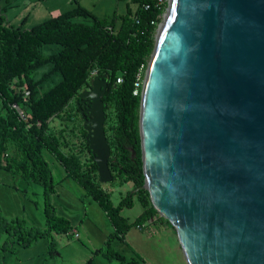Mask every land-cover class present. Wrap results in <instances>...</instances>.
Segmentation results:
<instances>
[{
	"label": "water",
	"instance_id": "water-1",
	"mask_svg": "<svg viewBox=\"0 0 264 264\" xmlns=\"http://www.w3.org/2000/svg\"><path fill=\"white\" fill-rule=\"evenodd\" d=\"M143 77L144 182L188 264H264V0H168ZM106 75L78 95L98 181H112Z\"/></svg>",
	"mask_w": 264,
	"mask_h": 264
},
{
	"label": "trees",
	"instance_id": "trees-1",
	"mask_svg": "<svg viewBox=\"0 0 264 264\" xmlns=\"http://www.w3.org/2000/svg\"><path fill=\"white\" fill-rule=\"evenodd\" d=\"M118 1L125 2L126 11L110 19H99L76 5L29 28L8 23L0 7V169L20 176L26 183L42 185L46 221L45 229L27 227L22 219H7L0 211V239L4 238L0 264L14 244L27 248L42 238H52V233L69 235L73 228L67 219L56 214L50 203L55 189L42 154L44 149L110 221L113 231L105 242L106 250L99 252L120 264H141L133 257L126 262L123 255L111 250L110 243L114 239L123 241L132 226L142 228L158 215L148 192L141 189L144 182L138 129L141 88L135 95L133 92L137 75L143 78L150 60L167 1ZM93 72L107 76L102 100L106 105L104 131L110 148L111 183L121 180L132 184V189L117 204L112 202V192L100 186L97 167L85 140L86 132L74 104L77 96L90 88ZM12 105L23 112V120ZM57 118L65 126L55 133L49 122ZM135 201L142 211L130 223L121 211L131 209ZM49 245L54 246L53 239Z\"/></svg>",
	"mask_w": 264,
	"mask_h": 264
},
{
	"label": "rangeland",
	"instance_id": "rangeland-1",
	"mask_svg": "<svg viewBox=\"0 0 264 264\" xmlns=\"http://www.w3.org/2000/svg\"><path fill=\"white\" fill-rule=\"evenodd\" d=\"M168 1V0H166ZM79 5L99 19H110L114 14L126 11L125 2L118 0H2L0 7L8 23L24 28ZM165 12V11H164ZM156 35V34H155ZM53 132L65 126L61 119L49 122ZM53 179L55 192L50 203L56 214L67 219L72 230L68 234L52 233L27 248L17 244L3 257V264H120L117 259L102 255L105 242L113 227L102 209L86 195L84 189L71 177L52 154L42 151ZM3 165V164H2ZM101 184V183H100ZM112 192L113 204H117L132 189L131 183L116 180L101 184ZM0 211L7 219L20 218L27 227L46 228L43 187L26 183L20 176L0 169ZM142 207L135 201L131 209L124 208L121 215L130 223L140 215ZM161 218V220H158ZM76 232L77 238H74ZM4 238L0 239V245ZM50 239L54 246L50 248ZM111 250L123 255L126 262L135 258L141 264H188L178 241L175 228L169 221L157 215L141 229L132 226L123 241L114 239ZM102 250V252H99Z\"/></svg>",
	"mask_w": 264,
	"mask_h": 264
},
{
	"label": "built area",
	"instance_id": "built-area-1",
	"mask_svg": "<svg viewBox=\"0 0 264 264\" xmlns=\"http://www.w3.org/2000/svg\"><path fill=\"white\" fill-rule=\"evenodd\" d=\"M156 1L158 3H161L162 1H165V0H156ZM145 8L147 9L148 6H146ZM94 75H96L95 72L91 73V76L90 77L92 78ZM118 82H121V79H118ZM142 85H143V78L141 77L140 74H138L137 77H136V80L134 82V92H133L134 95L137 93V90L139 88H142ZM28 95H29V93L26 92L25 93V96H28ZM11 107L17 111L19 118L23 120L24 119L23 112L16 105H12ZM139 229H141V228L139 227ZM73 234H74L73 235L74 238H77L78 237L77 234H76V232H73Z\"/></svg>",
	"mask_w": 264,
	"mask_h": 264
},
{
	"label": "flooded vegetation",
	"instance_id": "flooded-vegetation-1",
	"mask_svg": "<svg viewBox=\"0 0 264 264\" xmlns=\"http://www.w3.org/2000/svg\"><path fill=\"white\" fill-rule=\"evenodd\" d=\"M78 102H79V100H78V96H77V100H74V104L76 105V107H77V103H78ZM86 102H87V100L84 101V103H86ZM84 103L81 104V103L79 102V107L82 108L83 105H84ZM77 109H78V108H77ZM78 112H79V109H78ZM79 115H80V112H79ZM80 118H81V116H80ZM81 120H82V118H81ZM82 123H83V121H82Z\"/></svg>",
	"mask_w": 264,
	"mask_h": 264
}]
</instances>
